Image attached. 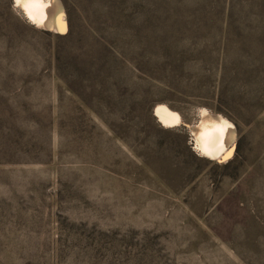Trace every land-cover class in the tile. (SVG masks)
Returning a JSON list of instances; mask_svg holds the SVG:
<instances>
[{
    "label": "rangeland",
    "instance_id": "rangeland-1",
    "mask_svg": "<svg viewBox=\"0 0 264 264\" xmlns=\"http://www.w3.org/2000/svg\"><path fill=\"white\" fill-rule=\"evenodd\" d=\"M79 1L66 44L0 0V264H264V0ZM55 44L129 71L135 101L103 113L122 136L59 79ZM214 109L242 132L226 161L190 130Z\"/></svg>",
    "mask_w": 264,
    "mask_h": 264
},
{
    "label": "trees",
    "instance_id": "trees-1",
    "mask_svg": "<svg viewBox=\"0 0 264 264\" xmlns=\"http://www.w3.org/2000/svg\"><path fill=\"white\" fill-rule=\"evenodd\" d=\"M61 1L67 13L69 31L65 35H52L48 32H45V34L47 36L53 37L58 42L62 41L66 44H70L73 42L75 37V26L73 23L75 12L74 8H77V5L80 7L81 2L79 0ZM103 1H105V4L110 2V0ZM223 40L229 41V34H227ZM50 53L56 62L55 70L59 79L63 81L68 90L81 102L86 110H90L106 124L109 123V119L106 120L103 113L108 112L109 116L117 115L116 112L118 110L119 104L123 103L122 99L125 93L126 96L130 95L131 99L135 101L134 96L131 95V92L129 91L130 86L126 83L129 79V71L126 68L115 66L114 63H112V59L110 57L102 61L92 57L91 67L88 70L81 71L76 68V64L73 59L63 62V48H61V45L55 44L53 50H51ZM92 55L98 54L94 52ZM226 56L227 55L221 56V65H223ZM130 59L134 61L136 60L132 57ZM261 68L264 69V63L261 64ZM125 86L126 88L122 89ZM221 92L222 86H220L219 89L217 102H219V99L221 98ZM214 111L226 116V118L235 125L239 134H242L240 126L235 120L225 115L222 110L214 109ZM111 113H113V115H111ZM108 126L113 130L116 136H122L121 133L115 130L111 123L108 124ZM241 140L242 137H240V141ZM238 158L239 157L236 156L234 159L224 164V168L227 169L233 166L235 163H237Z\"/></svg>",
    "mask_w": 264,
    "mask_h": 264
},
{
    "label": "bare ground",
    "instance_id": "bare-ground-1",
    "mask_svg": "<svg viewBox=\"0 0 264 264\" xmlns=\"http://www.w3.org/2000/svg\"><path fill=\"white\" fill-rule=\"evenodd\" d=\"M28 20L39 28L54 33H65L67 17L60 0H38L33 3L17 4ZM156 115L165 126H179L180 116L167 108L159 107ZM199 152L212 159L226 161L232 156L237 132L235 126L219 115L202 111L200 121L190 128Z\"/></svg>",
    "mask_w": 264,
    "mask_h": 264
},
{
    "label": "snow or ice",
    "instance_id": "snow-or-ice-1",
    "mask_svg": "<svg viewBox=\"0 0 264 264\" xmlns=\"http://www.w3.org/2000/svg\"><path fill=\"white\" fill-rule=\"evenodd\" d=\"M33 2H38V0H16L17 4L21 3H33Z\"/></svg>",
    "mask_w": 264,
    "mask_h": 264
},
{
    "label": "water",
    "instance_id": "water-1",
    "mask_svg": "<svg viewBox=\"0 0 264 264\" xmlns=\"http://www.w3.org/2000/svg\"><path fill=\"white\" fill-rule=\"evenodd\" d=\"M67 32H68V27H67L65 33H56V34H59V35H65ZM154 115H155V111H154ZM155 117H156V116H155Z\"/></svg>",
    "mask_w": 264,
    "mask_h": 264
}]
</instances>
